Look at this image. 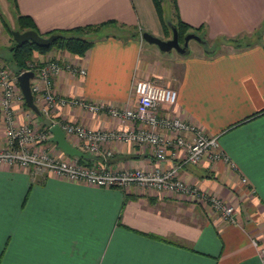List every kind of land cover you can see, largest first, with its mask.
Here are the masks:
<instances>
[{"label":"crops","instance_id":"0c3cea01","mask_svg":"<svg viewBox=\"0 0 264 264\" xmlns=\"http://www.w3.org/2000/svg\"><path fill=\"white\" fill-rule=\"evenodd\" d=\"M0 1L5 8L12 6L15 15L32 18L39 33L114 21L102 27L82 56L50 50L34 52L32 60L57 57L85 67L84 75L62 71L55 76L54 90L65 98L121 108L135 103L131 84L136 78L173 88L177 100L169 112L203 134L217 135L229 160L202 157L194 165L183 163L178 177L236 209V223H231L180 193L93 187L32 166L0 165V264H264L258 254L264 246V29L259 39L239 48L225 43L222 50L204 53L199 44L188 47L187 41L184 53H160L140 38L142 31L170 37L151 0H14L15 6ZM176 9L181 21L201 27L207 41L253 36L264 20V0H177ZM4 42L0 63L7 67L11 44ZM22 102L12 107L15 124L50 128L62 119L93 129L137 126L70 105L49 119ZM3 133L0 113V148L5 146ZM53 135L50 130L42 150L60 160L77 157L64 153ZM63 139L86 153L76 138L63 133ZM104 146L110 156L86 153V164L118 172L166 169L174 160L167 156L157 162L145 144Z\"/></svg>","mask_w":264,"mask_h":264},{"label":"built area","instance_id":"2783aa9c","mask_svg":"<svg viewBox=\"0 0 264 264\" xmlns=\"http://www.w3.org/2000/svg\"><path fill=\"white\" fill-rule=\"evenodd\" d=\"M9 70L0 66V113L5 136V146L0 148V165L17 166V168L32 166L44 170L49 175L68 181L83 182L93 187H118V189L135 187L143 192L155 190L168 194L180 193L189 201L208 206L222 220L236 223L234 218L236 209L231 202L186 185L178 177L177 170L183 163L194 165L202 157H207L213 162L223 160L227 163L229 160L220 150L217 135L203 134L198 127L169 112V107L177 100L173 88L158 85L149 79H134L131 93L135 103L119 108L102 101L65 98L54 90V78L58 73L67 71L76 76L84 75V66L51 57L42 62L31 60L26 63L25 69L18 73ZM29 70L33 72L32 77L29 78V89L33 102L38 105L40 115L50 119L59 108L70 105L90 113L103 112L113 119L137 122V126L128 129L104 130L62 119L54 121L66 136L79 140L86 153L105 159L112 153L104 149L105 144L134 143L149 145L157 162L162 163L167 156L174 160L166 169L155 166L151 169L134 168L117 172L102 165L79 164L76 157L68 161L60 160L42 150L40 145L48 139L51 124L40 127L27 123L15 124L13 117V104L23 101L16 76L22 71ZM186 132L190 133L191 137L184 136ZM239 182L246 184L244 177H240ZM251 243L256 245L254 239H251ZM258 251L259 258L264 261V246L259 247Z\"/></svg>","mask_w":264,"mask_h":264},{"label":"trees","instance_id":"16d2710c","mask_svg":"<svg viewBox=\"0 0 264 264\" xmlns=\"http://www.w3.org/2000/svg\"><path fill=\"white\" fill-rule=\"evenodd\" d=\"M13 6H15L14 0H9ZM153 1V6L155 9V12L158 14L157 17L159 19L160 25H162V30L168 36L171 34L170 28L175 27L176 35L178 43H182L184 39V35L187 33H193L200 37L202 42H198V44L203 48L204 53H213V48H208L209 41L205 39V36H203L201 32V27H192L189 24H186L185 22L181 21L178 17V12L176 9V1L177 0H171V8H172V19H169L167 22L163 17V11H162V4L165 2V0H151ZM27 15H21L16 14L14 17L15 22V29L18 31H23L26 29H31L37 31V33L41 36H47L49 34H58V36L50 43L47 47H38L34 45V43L30 41H26L23 44H17L13 40H11V45L8 48L9 51V58H8V64L9 66L14 68V73H18L19 71L25 69L26 63L32 60V54L34 52L44 54L47 53L50 50H56V51H65L69 54H73L74 56H82L85 54V51L91 46V44L95 41V39L100 37V31L103 29V26H108L111 24H114V21L108 20L104 22H99L97 24H86L82 26H77L71 29H57V30H50L45 33H39L38 30L35 29V25L33 21L31 20ZM7 19L4 18L0 11V24L3 27L5 31H7L9 34L11 32L10 27L6 21ZM264 29V20L263 23L260 24L259 28L255 33H253V36L246 37V38H226V37H218L213 40V42H216L217 40H220L223 43L231 44L234 47H241V46H247L250 44L251 38H257L261 36V32ZM245 39H247L245 41ZM4 66V65H3ZM6 67V66H5ZM24 105V103L22 102ZM77 162H85L83 164L88 163V161L84 160L81 157H76Z\"/></svg>","mask_w":264,"mask_h":264},{"label":"water","instance_id":"95a60500","mask_svg":"<svg viewBox=\"0 0 264 264\" xmlns=\"http://www.w3.org/2000/svg\"><path fill=\"white\" fill-rule=\"evenodd\" d=\"M170 31L171 34H170V38L168 39H163V38L161 39L155 37L146 31H142L140 33V38H142L143 41H145L148 44L155 45L157 49L162 52H168L171 51V49H174L178 53H184L187 50L186 46H187V41L189 39H194L196 42H202L199 36L193 33H187L184 35V39L182 43H178L177 40L178 37L176 35L175 27H171ZM10 35H11V39L17 44H23L26 41H30L38 47L49 46L50 43H52V41L58 36V34H54V33L49 34L47 36H41L37 33V31L31 29H26L23 31L11 30ZM32 75L33 72L30 70L22 71L19 74H17L16 80L19 91L20 93H22L21 96L24 105H26L27 108L32 112H34L35 114H39V111L36 107L37 105L33 103L32 95H31L32 93H30V89H29V81H30L29 78H31ZM49 129L52 130L54 134L51 137V140H54L57 146L60 147L64 153L70 156H77L81 158L88 157L86 153H83L81 151L79 152V150L70 147L67 144V142L64 141L63 132L61 131L62 129H60L56 124H54V126L52 125ZM54 129H56V131H54Z\"/></svg>","mask_w":264,"mask_h":264},{"label":"rangeland","instance_id":"374dc122","mask_svg":"<svg viewBox=\"0 0 264 264\" xmlns=\"http://www.w3.org/2000/svg\"><path fill=\"white\" fill-rule=\"evenodd\" d=\"M170 2H171V0H165V2H163V4H162V11H163V17H164V19L168 22L169 21V19H172V15H173V12H172V8H171V4H170ZM2 3H1V1H0V11H1V13H2V15L4 16V18L5 19H7L6 21H7V23H8V25H9V27H10V30H16L15 29V22H14V16H15V14H14V12H13V10H12V6L11 7H4L3 5H1ZM112 31H114L113 29L111 30V32ZM170 38V37H169ZM142 39V38H141ZM168 39V38H167ZM252 39V38H251ZM5 40H7L8 42H10V44H11V35L7 32V31H5L4 29H3V27L1 26V24H0V49L2 48L3 49V45H5L4 43V41ZM143 40V39H142ZM247 39H245V41H246ZM223 44H225V43H223V42H221L220 40H217L216 42H213V40L212 41H209V44H208V48L210 49V48H213V50H215V48H216V51L217 50H222L223 49ZM152 45V47L153 48H155V49H157V47L155 46V45H153V44H151ZM192 45H198V42H196L194 39H189L188 40V47L189 46H192ZM159 51V50H158ZM176 52V50H174V49H171V51L170 52H165V53H171V54H174ZM160 53H164V52H161L160 51ZM0 55H4V51H1L0 50ZM2 64L0 63V66H1ZM3 66V65H2ZM5 67V66H4ZM7 68L8 69H10L9 71L10 72H12V73H14V68L13 67H11V66H9V65H7ZM137 79V78H136ZM141 79H149L150 80V78H141ZM158 84V83H157ZM158 85H161V86H166V85H164V84H158ZM245 195L246 196H250L251 195V192L246 188L245 189Z\"/></svg>","mask_w":264,"mask_h":264}]
</instances>
